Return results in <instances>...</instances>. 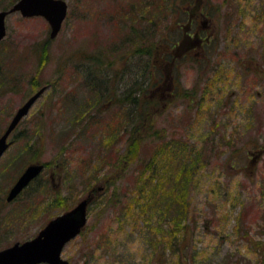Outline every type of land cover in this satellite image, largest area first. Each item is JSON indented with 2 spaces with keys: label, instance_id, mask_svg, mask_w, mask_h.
Instances as JSON below:
<instances>
[{
  "label": "rangeland",
  "instance_id": "rangeland-1",
  "mask_svg": "<svg viewBox=\"0 0 264 264\" xmlns=\"http://www.w3.org/2000/svg\"><path fill=\"white\" fill-rule=\"evenodd\" d=\"M65 1L67 16L52 38L42 16L13 12L5 19L0 135L16 109L38 87L45 89L11 132L9 147L0 156V248L33 238L48 220L89 198L84 229L62 250L69 264H258L262 253L255 243L264 241V0H212L225 14L218 19V12L203 25L217 37V54L198 49L196 55L208 57L210 63L200 66L186 58L178 65L182 88L193 91L192 96H171L174 102L158 116L157 126L166 140L174 139V163L181 156L179 146H184L183 153L196 165L187 184L185 242L170 241L166 247L155 240L156 212H140L132 197L138 168L134 162L114 186L91 199L89 191L94 186L101 190L110 178L98 179L107 174L114 150L123 149L122 142L104 150L101 137L124 120L125 107L98 100L91 110L80 111L79 105L95 100V89L86 83L92 77L87 73L83 83L80 68L88 63L82 56L65 61L78 52L103 51L107 60L99 67L109 64L115 76L111 88L122 95L132 76L145 75L133 53L127 56L137 28V18L128 15L127 7L141 6L142 0ZM160 1L163 11L153 17L151 34L158 32L162 17L180 19L181 0ZM42 46L47 57L40 53ZM132 66L137 73L126 72ZM35 78L38 86L33 88ZM80 112L83 118L74 121ZM80 125L85 127L81 132ZM24 143L39 146L25 152ZM154 148L153 141L144 142L142 157ZM37 152V161L46 167L8 201L15 179ZM168 211L160 220L173 219L176 212Z\"/></svg>",
  "mask_w": 264,
  "mask_h": 264
},
{
  "label": "trees",
  "instance_id": "trees-1",
  "mask_svg": "<svg viewBox=\"0 0 264 264\" xmlns=\"http://www.w3.org/2000/svg\"><path fill=\"white\" fill-rule=\"evenodd\" d=\"M13 2L14 0H0V9L8 8ZM168 2L169 0H166V3ZM214 3L212 0H181L182 8L178 9L179 15L177 16L180 19L175 20L171 16L162 17L161 26L155 34H151L152 27L150 23L154 21L153 17L156 14L158 15L163 11L161 1L142 0L141 6L129 4L127 7L128 15L137 18V28L132 33L135 37L133 42L135 49L129 50L127 56L131 57L133 53L132 59L142 65L141 73L145 72V75L142 74V77L138 79V67L136 65L137 69H134V66L126 68V72L137 74L132 76L130 87L127 90L124 88L122 95L116 88H111L115 84V82H112L115 80V76L109 64L105 65L103 69L99 67V64H104L107 60V55L103 51L78 52L80 55H71L65 60L66 64H69L70 58L77 59L75 57L82 56L81 59L88 63L87 66L81 64L80 68L83 70L81 73H83L84 78L87 73L92 77L89 82H86L88 81L86 78L84 81L83 78V83L86 82L95 89V100L88 101L86 106L79 105L80 111L91 110L98 100H101L100 102L111 100L115 106H119V109H121L120 106L125 107L123 111L124 120H118L117 126L101 137V146L104 150L113 147L111 146L113 143L116 145L123 142L124 146L123 149L114 150L116 155L109 164L110 168L107 174L103 173V178H98L104 180L110 176L103 182L101 190L94 186L89 191L92 193V200L106 188L109 189L110 186H114L122 178L127 168L130 167L128 165L134 162L133 164H137L138 168L133 181L132 197H134L136 203H139L140 212L147 210L151 216L156 212L154 216L157 222L155 240L163 241L165 247L171 242L172 244L180 241L181 243L185 242V233L187 234L189 231L188 224L184 223V217L187 213L185 204L187 184L196 163L193 159L189 160L188 155L183 153L184 146H179L181 156L177 164L174 163L177 157L176 144L174 139L166 140V134L157 126V119L158 116L165 113L167 105L174 102L171 96L181 98L192 96L193 91L184 89L181 85L178 65L182 60L189 58L192 62L201 63L199 64L201 66L210 62L208 57L205 59L196 55L198 49H202L204 52L207 51L209 54H217V37L203 29L205 21L211 20L216 13L219 12L218 19H224L225 17L224 13H220L221 5L217 6ZM173 10V6L169 8L171 14ZM127 39L131 40L130 34ZM186 46H188V49ZM45 48V46H42L40 50L42 57H47ZM145 57L146 59H144ZM140 61H143V63H140ZM76 63V65H79V62ZM91 69L97 71L92 73ZM140 78L142 79L140 80ZM8 79L7 76L6 81L10 82ZM36 79H34L35 82L32 81L31 83L33 88L38 86ZM11 84L10 88L16 87L15 82ZM2 85L0 84V91L3 88ZM97 110H99L98 106ZM78 118H83L81 112L74 117V121ZM84 129L83 125L79 126L80 132ZM149 141H153L155 148L148 157H142V145L144 142L148 143ZM35 145L39 146L37 143L28 145L24 143L23 146H27L25 152L28 149L32 150ZM37 158L38 152L36 154L32 153L30 163L37 162ZM249 165V162L244 164L246 167ZM115 190L117 191L118 188H115ZM111 196H109V200L112 199ZM168 198L170 200H167ZM169 209L176 212L173 219L160 220L163 214L169 212ZM145 220L149 221V218ZM164 224L168 229H164ZM255 249L262 253L258 264H264V241H257Z\"/></svg>",
  "mask_w": 264,
  "mask_h": 264
},
{
  "label": "water",
  "instance_id": "water-1",
  "mask_svg": "<svg viewBox=\"0 0 264 264\" xmlns=\"http://www.w3.org/2000/svg\"><path fill=\"white\" fill-rule=\"evenodd\" d=\"M19 11L23 16H43L49 23V36L54 37L60 30L62 21L67 12L65 0H16L10 8L0 10V40L5 36V17L8 13ZM44 90L36 91L11 119L9 125L0 136V155L7 147L6 138L15 127L19 119L26 115L31 104ZM41 163L28 165L13 186L10 188L7 200L13 199L42 169ZM89 198H84L69 211L51 219L32 239L22 243L0 249V264H36L47 262L49 264H69L61 258L60 253L64 244L76 236L86 222V208Z\"/></svg>",
  "mask_w": 264,
  "mask_h": 264
}]
</instances>
